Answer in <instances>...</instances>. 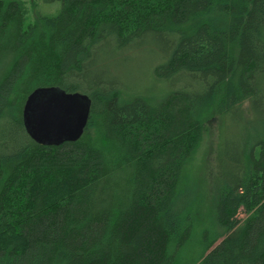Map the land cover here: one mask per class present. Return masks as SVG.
<instances>
[{"label":"trees","instance_id":"1","mask_svg":"<svg viewBox=\"0 0 264 264\" xmlns=\"http://www.w3.org/2000/svg\"><path fill=\"white\" fill-rule=\"evenodd\" d=\"M43 1L59 12L26 23L0 0V264H264V0ZM128 54L152 60L140 87ZM41 90L86 99L78 139L31 136ZM215 117L202 229L190 164Z\"/></svg>","mask_w":264,"mask_h":264},{"label":"rangeland","instance_id":"2","mask_svg":"<svg viewBox=\"0 0 264 264\" xmlns=\"http://www.w3.org/2000/svg\"><path fill=\"white\" fill-rule=\"evenodd\" d=\"M25 3L27 9L26 23H31L34 20L36 13H41L47 16H55L60 10V4L58 2L46 3L43 0H22ZM32 4H35V10H33ZM121 64L119 75L124 78L127 85L133 87H140L146 82V72L148 65L152 62L151 58L147 56H140L133 58V55L128 54L122 56L116 63ZM117 63V65H118ZM58 95H62L63 92L56 91ZM81 114H85L87 110V102L80 95L73 96L69 99ZM219 127L220 119L217 117L207 121L204 126L203 138L201 144L194 155V158L190 164V175L194 186L195 204L199 208H195L196 217L200 222V226L203 229L207 224L208 210L211 202V190L214 187V175H215V159L216 150L219 142ZM246 214L240 209L236 215V219H245ZM206 222V224H205ZM199 226V227H200ZM196 231L198 230V228ZM199 234V232L196 233ZM194 234V240L197 242Z\"/></svg>","mask_w":264,"mask_h":264},{"label":"water","instance_id":"3","mask_svg":"<svg viewBox=\"0 0 264 264\" xmlns=\"http://www.w3.org/2000/svg\"><path fill=\"white\" fill-rule=\"evenodd\" d=\"M73 96L76 95L45 94L41 90L28 97L23 113L25 125L34 139L57 144L62 140L78 139L82 135L88 120V103L86 113L81 114L69 102Z\"/></svg>","mask_w":264,"mask_h":264},{"label":"flooded vegetation","instance_id":"4","mask_svg":"<svg viewBox=\"0 0 264 264\" xmlns=\"http://www.w3.org/2000/svg\"><path fill=\"white\" fill-rule=\"evenodd\" d=\"M41 98H46V97H41ZM75 119H76V116L73 117V120H75Z\"/></svg>","mask_w":264,"mask_h":264}]
</instances>
